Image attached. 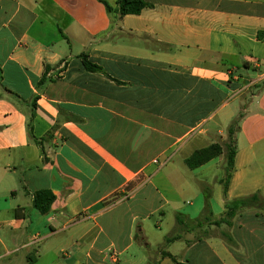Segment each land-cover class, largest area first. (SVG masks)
I'll use <instances>...</instances> for the list:
<instances>
[{
    "label": "crops",
    "instance_id": "0c3cea01",
    "mask_svg": "<svg viewBox=\"0 0 264 264\" xmlns=\"http://www.w3.org/2000/svg\"><path fill=\"white\" fill-rule=\"evenodd\" d=\"M107 1L0 0V264H264V0Z\"/></svg>",
    "mask_w": 264,
    "mask_h": 264
},
{
    "label": "trees",
    "instance_id": "16d2710c",
    "mask_svg": "<svg viewBox=\"0 0 264 264\" xmlns=\"http://www.w3.org/2000/svg\"><path fill=\"white\" fill-rule=\"evenodd\" d=\"M103 2L109 12H112L114 8L109 4L107 0H100ZM153 4L147 0H118V7L116 11L120 15L125 14H139L144 8L151 7ZM83 59L84 66L86 69L91 71H101V67L97 64L92 63L88 60L86 54L81 55ZM258 87H264V79L257 85ZM236 125L237 120L233 121L229 127L228 140L225 143H213L207 147L196 150L190 157H188L185 162L190 168H196L201 166L213 158L220 156L222 154L226 157V174L224 177L225 189L228 187V183L232 176V171L235 166V156L237 153V141H236ZM56 196L51 190H40L34 194V205L43 213L49 212L51 209V204L54 202ZM258 200V195L254 194L249 197L235 199L229 204L227 203V210L224 215L219 219L211 220L209 216H203V218H198L195 222L202 223L203 221H208L210 224L220 225L225 223L231 225L232 219L236 215L237 210L242 206L246 207L251 205L254 201ZM264 201V200H263ZM236 205V206H234ZM206 212V210H205ZM178 237H166V242H171ZM228 241H232L231 237L227 236ZM174 258V257H173Z\"/></svg>",
    "mask_w": 264,
    "mask_h": 264
},
{
    "label": "rangeland",
    "instance_id": "374dc122",
    "mask_svg": "<svg viewBox=\"0 0 264 264\" xmlns=\"http://www.w3.org/2000/svg\"><path fill=\"white\" fill-rule=\"evenodd\" d=\"M254 89H257V88H254ZM211 218V217H210ZM213 220V219H212ZM153 223L156 221V217H154V218H152V220H151ZM190 226L191 227H194V224H190ZM213 226H211L209 229H211ZM213 229H215L214 227H213ZM210 231V230H209ZM196 234V237H198L199 235H200V233L199 232H195ZM179 236H181V233L180 232H175L173 235H171V237H179ZM195 237V236H194ZM156 249H159V247H157ZM172 259H173V261H175V262H177V259L174 257H172Z\"/></svg>",
    "mask_w": 264,
    "mask_h": 264
}]
</instances>
